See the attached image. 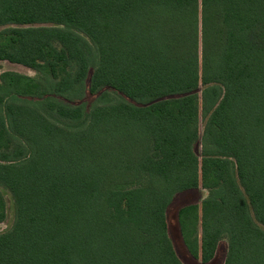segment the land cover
Instances as JSON below:
<instances>
[{
	"label": "trees",
	"instance_id": "16d2710c",
	"mask_svg": "<svg viewBox=\"0 0 264 264\" xmlns=\"http://www.w3.org/2000/svg\"><path fill=\"white\" fill-rule=\"evenodd\" d=\"M2 27L37 77L0 75V264H182L198 188L188 254L264 264V0H0Z\"/></svg>",
	"mask_w": 264,
	"mask_h": 264
},
{
	"label": "rangeland",
	"instance_id": "374dc122",
	"mask_svg": "<svg viewBox=\"0 0 264 264\" xmlns=\"http://www.w3.org/2000/svg\"><path fill=\"white\" fill-rule=\"evenodd\" d=\"M40 26L49 27L50 25H32L31 27H40ZM4 28L5 27L0 28V31L3 30ZM92 50L95 58V51L93 47ZM4 72H14L31 78L37 77V73L31 69H28L21 65L11 64L7 61H0V75ZM118 98L119 97L111 94L107 100H109L110 102H118L119 101ZM85 101L88 103L87 105H89L90 107L103 103L102 100H97L95 97H91L88 94L86 96ZM107 102L108 101H105V103ZM196 152L198 153V155L200 154L199 146H196ZM0 193L3 196L5 202V218L0 222V234H2L8 231L12 226L14 220V206H13V200L9 192L1 186H0ZM206 195L207 192L205 190H202L201 188L178 194L173 198L166 211L168 235L170 237L175 253L182 264H203V263H201L199 259L197 260L192 258L188 254L182 243L178 229V224H177L178 211L180 208L186 205H190V204L200 205L201 201L206 197ZM226 252H227V243L225 240H222L218 243L215 255L208 264H223L226 257Z\"/></svg>",
	"mask_w": 264,
	"mask_h": 264
}]
</instances>
